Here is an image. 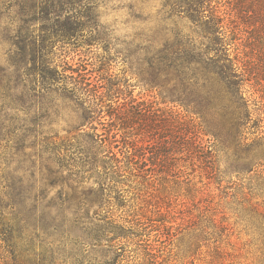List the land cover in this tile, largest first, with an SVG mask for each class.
I'll return each instance as SVG.
<instances>
[{"label": "rangeland", "instance_id": "rangeland-1", "mask_svg": "<svg viewBox=\"0 0 264 264\" xmlns=\"http://www.w3.org/2000/svg\"><path fill=\"white\" fill-rule=\"evenodd\" d=\"M2 2L0 75H9L13 69L7 63L19 22H9L7 15L14 17L15 8L8 7V0ZM161 8L162 0H80L68 14L35 20L29 26V33L42 45V37L52 35V26L65 22L67 15L79 23L82 27L73 37L52 39L51 47L44 44L51 50L49 61L62 70L81 61L97 67L102 60L112 88L121 90L119 102H125L129 112L139 109L141 132L151 116L158 129L153 145L141 143L146 155L139 172L127 166L114 176L102 172L100 176L79 165L70 144L75 134L83 136L89 130L73 133L75 120L60 96L37 88L28 93L26 105L9 101L4 107L0 102V124L12 116L25 125L32 119L39 123L29 127L34 131L23 141L10 143L7 151L0 148V157L9 152L8 170H2L14 182L18 218L37 226H64V231L74 226L71 234L57 237L59 255L51 258L39 250L16 254L18 264H97L103 259L117 264H264V192L252 149L254 135L242 129L236 143L233 133L220 124L222 104L200 119L169 101V85L157 87L159 80H153L146 59L161 48L172 28L170 21L162 22ZM178 27L190 34L186 21H179ZM187 41L200 49L196 35ZM253 48L249 56L259 59L254 72L262 80L245 81L243 94L252 109L259 107L263 113L264 41ZM192 120L205 129V135H199L200 148L190 133H182L194 124ZM50 136H56L55 142L47 145ZM85 139L79 137L78 142L87 145ZM104 221L111 223L109 227L124 228V238L104 240L101 246L88 244L85 231ZM8 257L12 256L0 250V264H6Z\"/></svg>", "mask_w": 264, "mask_h": 264}, {"label": "trees", "instance_id": "trees-1", "mask_svg": "<svg viewBox=\"0 0 264 264\" xmlns=\"http://www.w3.org/2000/svg\"><path fill=\"white\" fill-rule=\"evenodd\" d=\"M8 1V7L15 8V12L14 17L7 15V18L10 23L19 22V25L12 39L13 51L7 63L13 72L0 75V102L4 107L9 101H14V105H26L28 93L37 88L46 95L60 96L69 105L75 120L73 133L81 134L80 131L85 128L89 130L83 136L75 134L73 144H70L74 146V153L78 155L82 168L110 177L125 171L127 166L139 172V162L146 155L141 151V143L153 145L154 131L158 129L155 118H149L147 129L142 133L139 109L138 112H129L125 108L126 103L119 102L121 90L119 87L112 88L102 60H99L97 67L92 64L88 67L87 63L81 61L76 66L66 65L62 70L49 61L51 50L46 49L44 44L49 42L51 47L52 39L71 38L73 32L82 27L70 21L68 15L65 22L56 21L59 24L53 25L58 26V30L52 26V35L42 37V45L37 44L28 31L35 20L43 22L50 17L58 19L62 14H68L80 0H12V4L11 0ZM3 4L0 3L1 10ZM161 9L164 15L162 22L170 21L172 28L163 37L161 48L146 59L151 66L153 80H159V88L164 84L169 85V101L179 104L186 111L197 113L200 119L210 114L216 104H222L220 124L233 133L236 143L241 139L242 129L254 135L252 149L255 150V165L264 192V133L261 131L264 125H260L264 123V112H260L259 107L252 109L250 100L243 94L245 81L255 83L262 80L254 72L259 59L251 58L249 54L253 47H258L264 41V0H162ZM182 20L188 23L190 34L184 35L179 29L178 22ZM5 31L8 32V29L5 28ZM192 35L200 38V49L187 41V37ZM99 41L95 39L93 42ZM256 110L258 115L253 118ZM37 124L36 119H32L29 125H25L16 116L8 118L6 124L1 123L2 151H7L10 143L26 139L28 133L34 131L29 127L34 129ZM182 133H190L192 142H198L196 147H201L199 135H205L201 124L190 123ZM79 137H86L87 145H81ZM55 138L50 136L45 143L51 145ZM8 156L9 152L0 157L3 160L0 162V250L12 256L10 259L8 257L6 264H18V255H32L37 250L43 256L54 258L61 252L57 237L65 232L71 234L74 226H67L64 231V226H37L18 218L14 182L9 172L2 170V167L8 170ZM19 194L22 196V193ZM110 224L104 221L85 231L88 244L101 246L104 240L110 243L124 238L121 233L124 228L109 227ZM37 228L44 238H39ZM97 264L117 263L103 259Z\"/></svg>", "mask_w": 264, "mask_h": 264}]
</instances>
